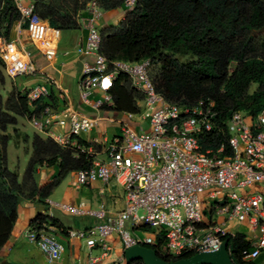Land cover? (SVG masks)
<instances>
[{
  "label": "built area",
  "instance_id": "2783aa9c",
  "mask_svg": "<svg viewBox=\"0 0 264 264\" xmlns=\"http://www.w3.org/2000/svg\"><path fill=\"white\" fill-rule=\"evenodd\" d=\"M14 1L24 22H29L32 40L42 41L46 27L35 14V6ZM99 8L96 0L87 7L94 14ZM102 39V32L93 28L86 42L78 46L80 53L95 58L84 65L79 83L81 99L96 109H112L111 90L117 77L124 74L130 78L135 93L143 96L140 112L126 115L129 119L138 115L148 120L149 130L139 132L131 123L121 121V133L111 140L100 135L84 142L80 136L94 128L95 120L73 107L68 90L59 92L60 108L50 101L51 79L27 90L29 104L35 110L30 118L34 128L74 156L84 155L91 160L90 168L76 172L77 183L87 186L114 180L125 193L126 208L116 216H109L104 204L90 210L84 204L72 206L47 200L50 217L53 218L55 208H61L77 216L106 218L105 224L87 230H66L69 238L86 241L90 250L100 246L103 256L110 250L108 237L113 233L119 234L125 251L149 246L155 247L159 256L175 257L216 252L228 238H240L251 247L238 258L240 263L264 264V108L257 116L242 111L233 113L228 122L229 152L225 146L204 150L202 137L217 128L215 101L208 98L192 106L169 102L155 87L151 59L110 61L101 53ZM1 56L13 79L35 72L30 62L12 63L7 53ZM97 89L105 92L106 98L94 102L91 95ZM45 101L48 104L37 111L39 103ZM206 192L209 193L204 201ZM206 202L209 205L204 213ZM215 215L220 219L215 220ZM205 216L209 222H204ZM236 219L244 231L227 228V223ZM142 228L153 234H134ZM58 234L56 227L44 225L31 227L27 237L53 264L64 253ZM228 251L231 255L229 244ZM99 260L90 258L88 264H98ZM114 264H126V259Z\"/></svg>",
  "mask_w": 264,
  "mask_h": 264
},
{
  "label": "trees",
  "instance_id": "16d2710c",
  "mask_svg": "<svg viewBox=\"0 0 264 264\" xmlns=\"http://www.w3.org/2000/svg\"><path fill=\"white\" fill-rule=\"evenodd\" d=\"M92 0H34L35 14L49 21L52 30L80 29L81 13ZM106 11L120 9L128 0H96ZM29 22L14 0H0V40L10 42L14 27ZM264 31V0H135L134 9L117 27L102 32L101 53L110 61H153L155 87L169 102L192 106L200 100L216 103L217 128L202 137L204 150L226 147L229 152L228 122L235 112L257 116L264 108V40L255 33ZM10 56L19 63L13 48ZM3 61L0 59V63ZM234 66V69L232 67ZM0 73V252L8 243L23 201H44L69 173L91 167L84 155L74 156L52 139L34 138V153L22 179L8 167L10 136L1 134L16 124V117L30 119L35 113L27 91L13 87L5 102ZM253 85L258 88L250 92ZM114 110L138 114L143 96L132 88L128 76L120 74L111 90ZM53 95L50 101H53ZM48 101L39 103L40 111ZM86 144V143H85ZM58 165V180L40 188L36 174L40 168ZM54 226L66 232L58 221L39 215L31 227ZM235 264L251 249L242 239H227ZM156 249L155 247H149ZM192 254L161 256L168 262L189 259ZM140 262V261H139ZM139 262H133L139 263Z\"/></svg>",
  "mask_w": 264,
  "mask_h": 264
},
{
  "label": "crops",
  "instance_id": "0c3cea01",
  "mask_svg": "<svg viewBox=\"0 0 264 264\" xmlns=\"http://www.w3.org/2000/svg\"><path fill=\"white\" fill-rule=\"evenodd\" d=\"M24 1L27 4H24L25 6L34 5V0ZM134 7L135 2L131 1L126 3L123 8L115 10L106 11L100 7L98 10V14L100 15L94 14L91 10L86 9L81 13L80 29L72 31L52 30L49 21L44 20L43 25L46 27V35L42 41L36 42L30 37V31L28 29H23L21 23L17 24L13 29L10 42L0 40V50L3 53H7L10 62L14 63L9 50L12 47L18 61L32 63L35 72L26 76L27 79H25L23 84L19 85L15 81L13 86L19 90L27 91L39 84L45 83L46 79L49 78L52 80L50 91L51 95L54 96L53 100L56 108H60L61 106L57 98L60 90L66 89L70 93L73 107L80 114L90 116L91 119L95 120L94 128L91 131L82 133L80 136L81 140L84 142L93 141L96 137L90 136H93L96 129L99 130V138L100 135H103L106 140H111L115 136H118L121 133V128L120 133L110 139L108 138L107 131H100L99 127L103 123L107 126L117 124L121 127L120 122L122 120L115 121L110 116L115 111L114 107L112 109H96L93 106L85 104L80 97L79 83L83 75L84 65L86 62H94L95 58L80 53L78 46L81 42H86L93 28L103 32L105 29L115 27L116 24H120L126 18ZM105 98L106 93L98 89L94 90L91 95V99L94 102L96 100H104ZM140 105L143 106L142 103ZM134 118H137L134 121L136 125L131 124L137 131L149 130L148 120L138 115ZM46 169L43 167L36 174L37 184L40 188L59 178L58 175V178L52 179L53 177L51 176L54 174V171ZM71 178L72 180L65 188L63 202L57 204L72 206L84 204L90 210H97L104 204L109 216H116L126 208L124 189L114 180H111L108 184L98 181L82 187V185L77 183L76 172H72ZM66 180L67 177L61 180L59 183L61 184L60 187H63L67 183ZM54 192L55 190L53 194ZM52 196L44 201H39V198H36L34 201L27 200L21 203L13 233L8 243L0 252V264H50L38 245L28 240L27 234L31 228L32 221L37 216H50V208L46 202L47 200L54 202L56 196ZM206 198L207 195L205 193L202 199L206 201ZM208 205L209 203L206 206ZM69 213L61 208H55L53 216L59 225L67 230H87L106 223V218L100 219L92 215L81 216L82 220L76 218L70 219L69 215L71 217V214ZM147 232L146 229L142 228V230L135 231L134 234L143 236ZM58 237L64 246V253L61 260L53 264H88L90 258L100 259L98 264H114L119 260L125 259L124 245L118 233H113L108 237L110 250L107 256H103L104 251L100 246L90 250L87 247L86 241L71 239L67 236L66 232L59 230ZM28 245L35 246V252L31 251V249L28 250Z\"/></svg>",
  "mask_w": 264,
  "mask_h": 264
},
{
  "label": "rangeland",
  "instance_id": "374dc122",
  "mask_svg": "<svg viewBox=\"0 0 264 264\" xmlns=\"http://www.w3.org/2000/svg\"><path fill=\"white\" fill-rule=\"evenodd\" d=\"M21 2L23 4H26L24 0H21ZM117 26H119V24H116L115 27H117ZM255 36H256L257 41L259 43L262 42L264 40V31L255 33ZM13 54H15V53H13ZM1 55H3L2 50H0V59L3 62L0 63V73H1V77L5 81V84L3 86H1V95L3 96V102H5L7 97H8V94L12 91V87H14L13 86L14 82L16 81V82H18L19 85H21L25 82V79H27V77L26 76L18 77L16 80L11 78L8 75L6 63L2 59ZM153 69L155 71V69H157V67H155V68L153 67ZM232 69H234V66L232 67ZM257 88H258L257 85H253L250 89V92L251 93L254 92ZM110 116L115 121L122 120L125 123L129 122V123H132L133 125H136V122L134 123V121L137 118L130 120L129 117L122 112L113 111L110 114ZM16 120L17 121H16V124L14 126L9 127L7 132H4V133L2 132L1 134L10 136V141H9L8 151H7L8 167L11 171L17 173L20 177V180L22 181V179L24 178V176H25V174L29 168L30 161H31L33 153H34L33 144H34L35 136H39L43 139H48V137L44 133H42L39 130H37L36 128H34V126L30 123V119H23V118L16 117ZM99 127H100V131H103V130L107 131L108 138H110V139L112 137H114L115 135H117L118 133H120V128H121L117 124L107 126L104 123H103V125H100ZM90 137H96V138L99 137V130L96 129V131L93 133V136H90ZM45 168H47L46 170L54 171V174L51 176V177H53L52 179L58 178V175L60 173V169H59L58 165L45 167ZM71 176H72V173H69L67 176L68 181L66 180L67 183H65V185L63 187H60L61 184H59L56 187L54 194L52 193L53 196L54 195L56 196V197L54 196L55 197L54 198L55 203H62L63 202L64 191H65V188L67 187V184L72 180ZM208 193L209 192H206V195ZM206 205H207V202L203 205L204 213H205L206 208H207ZM69 214H71V217L69 215L70 219L76 218L78 220H82L81 216L79 217L77 215H73L71 212ZM203 218H204V222H209V218L207 216H205ZM214 219L219 220L220 217L215 215ZM127 227L128 228L130 227L129 223H127ZM227 228L230 229L231 231L234 230L236 232L245 230L244 226L241 225V223L237 219L232 221V222H228ZM149 234L152 235L153 232L149 231L145 235H149ZM25 247H26V245H25ZM27 247H28V250L31 249V251H33V252H35V250H36L35 246L28 245Z\"/></svg>",
  "mask_w": 264,
  "mask_h": 264
},
{
  "label": "water",
  "instance_id": "95a60500",
  "mask_svg": "<svg viewBox=\"0 0 264 264\" xmlns=\"http://www.w3.org/2000/svg\"><path fill=\"white\" fill-rule=\"evenodd\" d=\"M126 264L142 261L145 264H235L228 251V242L212 253H198L189 259L168 262L161 258L153 248L134 246L125 251Z\"/></svg>",
  "mask_w": 264,
  "mask_h": 264
}]
</instances>
